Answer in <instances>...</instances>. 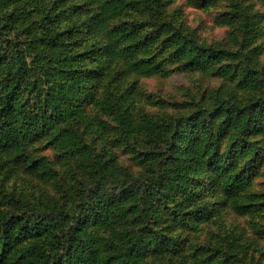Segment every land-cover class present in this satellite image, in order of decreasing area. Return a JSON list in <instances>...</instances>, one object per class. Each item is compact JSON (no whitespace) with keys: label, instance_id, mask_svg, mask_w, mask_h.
Masks as SVG:
<instances>
[{"label":"rangeland","instance_id":"1","mask_svg":"<svg viewBox=\"0 0 264 264\" xmlns=\"http://www.w3.org/2000/svg\"><path fill=\"white\" fill-rule=\"evenodd\" d=\"M104 1L69 0L62 4L68 11L58 17L62 22L58 31L66 34L59 50L69 57L68 68L50 72L47 79L55 88L59 112L47 137L28 146L35 156L54 162L60 176L40 180L21 168L15 153L0 150V211L11 198L49 210L77 200L81 189L75 169L82 153L93 157L92 168L102 161L115 179L148 175L153 164L150 145L157 142L164 147L165 130L177 125L175 140L184 146L186 121L180 125V120L205 112L215 122L217 153L228 162L237 156V170H246L253 201H242L247 211L239 213L223 202L220 187L209 180L213 172L194 179L177 173L161 198L150 205L152 228L145 234L139 264H264V134L259 127L264 124V0H156L154 5L149 0H120L121 11L105 7L107 28L100 37L85 28L76 36L68 35L73 24L101 13ZM129 20L149 22L150 32L160 22L167 24L165 31L153 33L162 35L137 55V59H153L158 67L153 73H133L120 80L103 51L91 52L90 60L89 52L72 56L75 47L90 50L97 40L104 44L109 40L105 34L114 35L115 27ZM173 37L180 43L173 44ZM191 40L237 57L209 70L195 69L176 52ZM79 67L82 73L105 75L73 87L69 70ZM21 102L27 104L28 99ZM237 105L251 114L229 115ZM192 133L186 131L187 136ZM144 220L140 215L139 222ZM166 238L173 239L172 246L158 248L157 242ZM34 244L22 241L12 255H28Z\"/></svg>","mask_w":264,"mask_h":264},{"label":"trees","instance_id":"2","mask_svg":"<svg viewBox=\"0 0 264 264\" xmlns=\"http://www.w3.org/2000/svg\"><path fill=\"white\" fill-rule=\"evenodd\" d=\"M68 1L0 0V150L15 153L21 168L43 181H54L60 173L54 162L35 156L28 145L47 137L59 112L53 96L55 88L49 86L47 77L54 70L68 68L69 57L59 50L66 34L58 31L62 24L58 17L68 11V6L62 4ZM149 1L152 5L156 2ZM103 3L101 13L73 24L72 34L68 35L76 36L85 28L89 34L100 37L107 28L102 15L105 7L122 9L120 0ZM151 27L147 21L129 20L117 25L114 35L105 34L109 40L104 44L97 40L90 50L76 51L75 47L72 56L89 52L87 60H90L91 52L103 51L110 69L120 80L133 73H153L158 69L153 59H137V55L162 35L153 33L165 31L167 24L158 23L153 32L148 30ZM173 39V44L180 43L175 37L170 41ZM176 52L187 57L189 66L199 70H209L229 57H237L225 50L203 47L195 40L179 45ZM221 68L229 70L230 66ZM81 69L69 70L73 87L80 86L85 79L89 84L105 75L89 70L82 73ZM249 79L247 76L244 81L248 84ZM23 98L28 99L27 104L21 102ZM231 113V116L251 114L247 107L240 109L238 105ZM205 114L200 112L180 120V125L186 121L184 146H178L175 140L177 125L165 130L164 147L157 142L150 145L153 164L148 175L115 179L102 161L100 165L92 164V168L89 161L93 157L82 153L80 165L75 169L81 189L77 200L66 201L52 210L16 198L5 200V208L0 211V264H139L147 243L145 234L152 228L148 217L150 205L161 198L166 184L177 173L194 179L213 172L209 180L220 187L223 202L239 213L246 212L247 206L241 202L253 201L247 172L237 170L236 155L229 162L219 156L214 146L215 122L209 121ZM259 127L264 134V124ZM188 130L193 132L191 136L186 135ZM57 163L62 164L60 157ZM140 215L144 216V223L139 222ZM25 240L36 244L28 255L13 256V251ZM173 243L172 238H166L157 245L163 250Z\"/></svg>","mask_w":264,"mask_h":264}]
</instances>
